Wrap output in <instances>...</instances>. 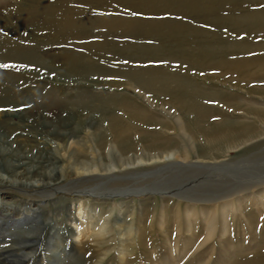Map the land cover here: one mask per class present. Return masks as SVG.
<instances>
[{
  "label": "rangeland",
  "instance_id": "obj_1",
  "mask_svg": "<svg viewBox=\"0 0 264 264\" xmlns=\"http://www.w3.org/2000/svg\"><path fill=\"white\" fill-rule=\"evenodd\" d=\"M44 1L45 3H43ZM56 1L59 0H41V2L40 0H0V156L4 149L13 152L15 156L12 162L21 160L26 163L18 169L28 166L33 169V165L43 166L42 172H45L46 176L56 178L60 175V167L64 164L58 158L61 155L70 158L73 168L91 165V163L100 166L116 162L115 149L109 147V144L100 147L99 142L111 137L108 131L111 117H120L128 122L131 121L128 117L125 118L127 116L125 110L129 106L136 107L135 110H138L137 112L143 117L162 121L167 126V128H162V131L167 132L162 138L164 136L169 139L173 138L174 143L181 148L187 141L197 149L205 148L204 137L192 136L189 131H182L180 121L179 123L177 120L175 122L178 113H175V110H168V107L161 108L162 104L155 101V96L148 92L152 76L162 78L166 74L174 75L188 80L196 88L200 87L209 92L214 90L218 93L221 92L222 95L235 96V98H240V96L249 98L248 94L241 90V86L234 82L231 86L221 81L222 79L218 78L219 70H205V65L196 66L191 63L195 61L191 57V51L184 53L185 51H181L179 48H189L190 46L196 50L197 47L205 48L208 45H217L227 41L228 43L244 42L250 44L248 50L255 49V45H264L263 32H256L252 35L245 32L238 35L234 31L236 28L230 25H218L217 27L214 24L205 23V12L196 10L191 12L187 8L180 11L177 5H173L172 8L167 7L168 9L163 5L146 7L147 9H138L142 13H137L131 9L135 6L132 0L127 2L131 8L122 5H127L125 1L102 0L104 2H94L92 0L93 4L97 3L95 5L97 8H92L90 16L100 18L103 24H108L111 21L120 23L118 27H124L108 32V34L104 32L106 27L96 26L97 30L94 33L99 36L91 37L88 41L103 45L109 42L114 49L105 44V48L98 50L92 48L91 52L90 47L84 46L87 44V40L66 37L71 34V31H67L65 37L53 36L59 27L49 24L48 21L52 18L59 20L58 15L55 16L50 11V7L55 6ZM63 3V0H60L58 4ZM200 3L205 10V0H201ZM22 4L24 7L32 6L31 9L35 7L37 10L31 13H26L25 10V12H20ZM34 4H38L40 7H36ZM250 4L259 5L250 6ZM250 4L244 5L247 11L264 8V0H257ZM57 5L56 7H58ZM222 7L226 9L222 13L224 16H227L231 11L229 9H232V12H238L237 8L239 9V6L234 7L230 3H222ZM9 25H13L16 31H8ZM251 36L254 37L249 38ZM13 48L16 52L12 50ZM106 48H110V50ZM162 48L171 52L168 50L165 52ZM196 51H200V49ZM25 52H31V59L25 55ZM17 53H23L25 56L22 55L23 58L20 57L16 60ZM70 54L75 57L87 54L86 58L90 57V60L88 62L86 60L84 63L89 65L92 63L91 61H96L102 69L91 72L66 70L67 65L64 62ZM258 54L263 55L264 52L255 51L248 55L238 54L231 57L233 59L244 56L256 57L259 56ZM188 58L191 62L186 60ZM4 65H8V67H4ZM252 84V86L262 87L264 80L255 81ZM210 100L201 99L200 101L204 105L222 110L232 118L237 117L233 110L228 109L221 100ZM126 103H128L127 108ZM213 119L215 121L218 117L215 116ZM130 123L137 124L136 126L148 132L160 129V126L157 128L156 125H153L156 122L147 124L133 120ZM79 154L80 156L75 158ZM104 156L106 159H103ZM167 158L172 159L173 155H168ZM0 166L2 167L1 162ZM147 171H143L144 175L142 176L151 179L152 175ZM128 176H117L110 180H127L128 178L134 180L137 178V176ZM102 180L103 178H97L95 182ZM68 183L65 181L63 185L67 186ZM63 185L59 187H65ZM55 188L48 187L56 198L42 200L44 210L41 208L35 211L44 217L47 214L54 217L47 230L49 228L55 230L53 231L56 235L54 238L52 237V242L57 241L58 249H56L57 247L48 248V234H46L26 264H232V261L235 262V260L239 264L245 262L246 264H264V207L254 199L243 202L245 211L253 213L251 216L253 218L252 227H249L243 218L231 220L229 233L225 239L221 238L220 240L216 233V237L203 250L205 255L198 260L196 259L198 254V250H195L196 244L205 238L204 226L206 225L201 223L202 218H199L198 224H196V220L194 222L193 232L197 240L192 239V245L185 248L184 254L179 253L182 249L180 247L182 242L192 236V233L186 232L184 202L179 204L175 200L163 202L162 194L158 190L149 191L150 194L140 197L137 194L119 195L118 192L107 193L108 195L98 192L99 194L93 193L92 196H89L90 192L82 191V189H88V186L66 188L77 189L73 191H56ZM42 190V188L22 189L18 185L3 186L0 188V195L4 193L2 196L4 206L0 211L3 212L4 217H7L12 214L11 211H14L19 203L30 199L38 200L36 194ZM146 197L149 199L144 202L143 207H140L141 200ZM74 199H79V201H74ZM99 202L106 204L102 211L100 208H96L99 215L96 217H89L90 214L84 216L76 209L79 206L86 210L95 208ZM173 208L174 210H172ZM214 208L219 212L218 205H211V209ZM197 209L199 210V206H196ZM111 210L109 221L111 229L109 227L107 230H99L100 226L106 225L104 219L108 215V211ZM32 216L35 217V215ZM164 220L165 222H163ZM126 227H129V232L125 233V230L122 229ZM6 228L10 229L11 227L6 225ZM95 232L103 234V240L106 238V240H112L109 241L110 245L106 248L104 247L100 251L96 250L94 256L91 251L85 253L80 244L81 241H87L94 245ZM0 234H6L2 226H0ZM139 235L144 236L143 243L140 241ZM122 248L125 252L122 251ZM231 248L234 249L231 250ZM55 249L60 252L59 261L50 257V252ZM172 253L179 254L175 261L170 262L168 258L172 256Z\"/></svg>",
  "mask_w": 264,
  "mask_h": 264
},
{
  "label": "bare ground",
  "instance_id": "obj_2",
  "mask_svg": "<svg viewBox=\"0 0 264 264\" xmlns=\"http://www.w3.org/2000/svg\"><path fill=\"white\" fill-rule=\"evenodd\" d=\"M95 1L104 2L102 0H94V2ZM120 1H125L127 4L129 0ZM200 1L201 0H132L137 10L134 7H129L128 4L122 5L126 8H131L137 13H142V11L138 9L146 7L163 5L166 6L164 8H172L173 5H177L180 11L187 8L191 10V12L193 10L205 12V23L214 24L217 27L218 25H230L236 28L234 31H236L238 35L245 32L249 35L256 32L264 33V8L255 11H247L245 9V6L257 0H205V10H203L204 8ZM57 2L59 3L60 0L56 1V4H54L55 6L50 7V11L53 12L55 16L58 15L59 20H57V18H52L48 21L49 24L59 27V29L55 30L53 36L65 37L66 32L71 31V34L66 36L68 39L88 41L91 37L99 36V34L94 33L95 30H97L96 26L100 28L106 27L104 31L106 33L124 27H118L120 23L117 24L111 21L108 24L106 23V25L101 23L100 18L90 16L89 13L92 8H97L95 7L97 3L93 4L92 0H63L64 3L60 5ZM43 3H45V1ZM222 3H230L234 7L239 6V9L237 8L238 12H232V9H229L231 11L228 12L227 16H224L222 13L226 9L222 7ZM56 5L58 7H56ZM255 5L259 4H250V6ZM20 7V12L25 10L27 11L26 13H31L37 10L35 7L31 9L32 6L24 7L23 4ZM36 7H40V5L37 4ZM48 28L50 30V27ZM7 30L10 32L16 31L13 25H9ZM253 37L251 36L249 38ZM87 41V44L84 46L90 47L91 52L93 51L92 48H96L97 50L105 48V44L113 48L109 42L103 45ZM249 45L244 42L228 43L226 41V43L222 42L217 45H208V47L205 48L197 47L196 50L200 49V51H196L190 48V46L189 48H179V50L185 51L184 53L191 51V57L195 61L191 62L190 58L186 60H190V62L196 66L205 65V70H219L218 78L222 79L221 81L231 86L232 82L241 86V90L248 94V99L243 96L235 98V96L231 97L232 95L229 96L228 94V96L222 95L221 92L218 93L214 90V92H209L200 87L196 88L192 86L191 82L188 80L174 75L166 74V76L162 78H156V76L151 77L152 79L148 85V92L155 96L154 100L162 104L161 108L168 107V110H175V113H178V117H175V122L176 120L178 123L180 121L179 124L182 131H189L192 136L199 135L204 137L205 148L201 147L197 149L189 141L181 148V146L179 147V145L174 143L172 140L173 138L169 139L165 136L162 138L164 134H167L166 131H162V128H167L162 121L143 117L137 112L138 110H135L136 107H128V103H126V108H128L125 110L127 115L125 118L128 117L131 119L130 122L133 120H135V122L139 121L147 124L156 122L153 125H156L157 128L160 126V129H156L157 132H155L156 130L148 132L136 126L137 124L134 125V122V124H131L120 117H111L108 123V131L111 137L108 139L105 138L102 142L100 141L99 145L100 147H105L104 145L109 144V147L115 149L116 152L114 153L117 159L114 163L100 166L91 163V165L85 164L86 166H76V168H73L70 158L61 155L58 157L64 163L60 167L61 173L56 178H52L46 176L45 172H42L43 166L33 165V169H30V166L24 169H18L26 165V163H23L21 160L12 162L15 155L13 152H10V150L4 149L0 156V162L2 163V167L0 166V188L8 185H18V187L22 189L36 190L42 188L43 190L39 194H36L38 200L30 199L29 201L19 203L17 208L11 211L12 214L7 217H4L3 212L0 211V226H2V229L6 232V234H0V264H26L28 258L34 253L37 246L41 244V240L46 234H48V248L57 247V241L52 242V237L54 238L56 235L54 233L55 230L53 228H49V231L47 230L54 217L49 216V214L44 217L41 216V213L35 211L41 208L44 210V206H42L44 203L42 200L56 198V196L53 195L54 193L48 189L50 186L56 187V191L77 190L75 188L66 189L69 186H88V189H82V191L85 193L90 192L89 196H92L93 193L97 194L98 192H102V194H114L118 192L119 195L137 194L140 197H144L146 194H150L149 191L158 190V192L162 194L161 199L163 202L172 200L178 201V204L184 202L185 206L183 212L186 216V222L184 221L187 225L186 232L192 233V236L187 240H182V246H180L182 249L179 253L184 254L185 248L192 245V239H196L193 232L194 222L196 220V224H198L199 218H202L201 223L206 225L204 226L205 238L200 243L196 244L195 250H198L196 259L198 260L205 255L203 250L206 249L209 242L216 237V233H218L217 237L219 236L220 240L221 238L225 239V236L229 233L231 220L243 218L246 224L252 227L251 223H253V218L251 216L253 213L252 211L249 213L245 211L243 202L248 199H254L258 204L264 207V93L260 92H264V86H252L253 82L264 80V78H261L264 77V54H260L261 56L259 54V56L255 55L256 57L244 56L236 59L231 57L238 54L248 55L255 51L264 52V45H255V49L248 50V48H250ZM12 50H14V48ZM108 50H110V48ZM162 50L165 52L169 51L165 48H162ZM30 53L31 52H25V55L30 58L32 55ZM22 55L24 54L17 53L16 60L20 57L23 58ZM78 56L79 57H75L70 54L67 57L64 62L67 65V68L65 67L66 70L73 72H91L102 69L96 61H91L92 63L87 65L88 63L86 64V62L90 60V57L86 58L87 54L86 56L81 54ZM84 61L86 62L84 63ZM201 99H219L228 109L233 110L237 117L232 118L220 109L204 105L200 101ZM122 102L125 103L124 101ZM215 116L218 117V119L213 121V117ZM168 155H173V158L168 159ZM79 156L80 154L75 156V158ZM103 159H106V156H104ZM145 170H148V174L152 175L151 179L143 178L142 175H144L143 171ZM117 176H137V178L134 180L130 178L127 180H110L111 178H117ZM97 178H103V180L101 182H95ZM65 181L69 182L67 186L63 185ZM61 185L65 187H59ZM3 194L0 195V210H2L1 208L4 206L2 204ZM59 198L61 199V197ZM147 199L149 198L146 197V199L141 200L140 207L145 205L144 202H147ZM75 200L79 201V199H74V201ZM83 203L84 201L82 204ZM97 204L95 208H88L87 210L80 206L76 209L79 211L78 213L84 214V216L90 214L89 217H96L99 216L96 208L98 207L100 211H102L106 203L99 202ZM211 205H218L219 212H217L215 208L211 209ZM196 206H199V210L197 209L198 211L196 210ZM174 208L172 210H174ZM111 213L112 210L108 211V215L104 219L106 220V225L100 226L99 230H107L109 227L111 229V224L109 222ZM32 215H35V217ZM14 217L17 219H12ZM163 222H165V220ZM6 225L11 228L7 229ZM122 230H125V233L127 231L129 232V227L123 228ZM19 236L21 237L19 238ZM94 236V245L87 241H81L80 245L85 253L91 251L92 255L95 256L94 252L109 246V241L112 239L106 240V238L103 240L104 235L99 232H95ZM143 237L139 235L142 243ZM13 243L14 245H12ZM56 249H58V247ZM56 249L50 252V257L56 260L58 259L59 261L60 252ZM113 249H115V246H113ZM233 249L234 248H231V250ZM123 250L124 248H122V251ZM178 254L172 253V256H170L168 260H170V262L173 260L175 261L178 258ZM240 261L242 260L240 259ZM232 262V264H239L236 260ZM242 262L244 263V261ZM244 264H246V262Z\"/></svg>",
  "mask_w": 264,
  "mask_h": 264
},
{
  "label": "snow or ice",
  "instance_id": "obj_3",
  "mask_svg": "<svg viewBox=\"0 0 264 264\" xmlns=\"http://www.w3.org/2000/svg\"><path fill=\"white\" fill-rule=\"evenodd\" d=\"M4 67H8V65H4Z\"/></svg>",
  "mask_w": 264,
  "mask_h": 264
}]
</instances>
